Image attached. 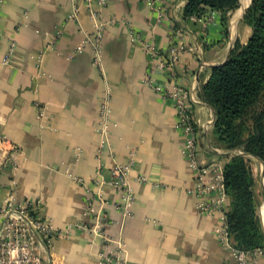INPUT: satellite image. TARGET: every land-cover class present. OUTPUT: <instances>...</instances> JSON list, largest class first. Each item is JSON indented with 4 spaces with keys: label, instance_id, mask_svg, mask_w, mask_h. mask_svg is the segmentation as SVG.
<instances>
[{
    "label": "crops",
    "instance_id": "1",
    "mask_svg": "<svg viewBox=\"0 0 264 264\" xmlns=\"http://www.w3.org/2000/svg\"><path fill=\"white\" fill-rule=\"evenodd\" d=\"M165 1L163 19L157 22L145 0H107L99 13L104 22L100 63L93 65L89 44L68 58L93 32L84 1L0 0V137L19 147L14 162L3 164L6 144L0 146V201L10 194L17 202L35 201L38 213L56 231L85 227L55 234L46 245L38 243L41 264H104L107 255L125 264H232L231 251L215 234L220 213H200L198 198L189 192L195 181L181 152L175 109L146 82L151 78L163 85L169 77L152 69L154 62L142 43L131 41L130 30L162 55H167L173 30L182 31L181 40L192 49L181 54L174 71L176 81L196 96L197 158L224 165L228 156L212 134V109L199 92L211 66L224 62L250 29L240 10L227 13L223 23L220 11L184 18L186 0ZM74 5L78 18L67 21ZM57 30L61 35L46 48ZM103 99L111 112L107 145L99 149ZM131 150L136 152L131 213L124 216L114 207L118 193L106 182L105 218L96 224L87 212L86 189L96 190L98 170L108 180L110 167L124 163ZM137 176L148 180L138 182Z\"/></svg>",
    "mask_w": 264,
    "mask_h": 264
},
{
    "label": "built area",
    "instance_id": "2",
    "mask_svg": "<svg viewBox=\"0 0 264 264\" xmlns=\"http://www.w3.org/2000/svg\"><path fill=\"white\" fill-rule=\"evenodd\" d=\"M84 1L90 18L92 20L93 32L86 34L84 38L72 49L68 58L82 51L86 44L92 48V64L99 65L101 58V40L104 22L99 19L100 11L106 6L107 0H82ZM146 5L155 13L156 21L161 22L166 9L165 0H145ZM78 18V8L74 5L67 13V21H75ZM61 35V30H57L53 39L47 42L46 48H50L52 43ZM182 31L173 30L172 43L167 55H162L155 46L144 40L140 33L130 30V39L140 42L144 46L145 53L154 62L153 70L166 73L169 77L168 82L163 85L154 84L151 78L146 82L152 84L153 89L158 92L165 100L169 101L175 109V126L180 131L183 139L182 154L188 159L192 169L195 185L189 190L198 198L197 209L202 214H213L215 211L220 213V224L215 228V234L220 244L231 251L233 264H260V258L264 257L263 248L251 250H238L231 246L225 223V209L227 207V195L224 187L223 165L217 161L202 162L197 158L198 135L196 131L195 119L192 113V105L196 101V96L192 91L181 86L176 81L174 65L178 62L181 54L192 47H186L181 40ZM14 41L10 42L8 55L12 52ZM42 51L38 53L37 63L41 61ZM8 61V58L5 59ZM37 106L39 104L36 103ZM111 109L106 99L100 103L101 120L98 123L97 132L101 135L99 149L107 145V123L109 121ZM40 114L44 115V110L40 107ZM6 144V156L4 162H14V155L19 147L9 141L6 137H0L1 144ZM218 151V149H216ZM225 151V150H224ZM79 153V151H78ZM229 156L230 152L225 151ZM134 150L129 151L124 163H115L110 169L108 180L101 177L98 170V177L94 184L96 190L86 189L88 198L87 212L92 213L96 224L101 223L105 215L102 211L107 203L103 195V185L107 182L118 193V199L113 203L116 209L122 211L124 216L130 215V208L134 202V192L130 185V173L135 164ZM100 169V168H99ZM101 170V169H100ZM138 182H146L145 176H137ZM98 202V207L94 203ZM31 206L30 202L23 205L15 204L12 194L8 195L3 202L0 201V264H41L37 255V243L43 239L49 243L55 234H67L73 228L85 229L81 224L68 225L62 231L52 228L49 221L45 218L28 216L27 211ZM94 225L91 229H97ZM104 264H125L120 258L107 255L103 260Z\"/></svg>",
    "mask_w": 264,
    "mask_h": 264
},
{
    "label": "trees",
    "instance_id": "3",
    "mask_svg": "<svg viewBox=\"0 0 264 264\" xmlns=\"http://www.w3.org/2000/svg\"><path fill=\"white\" fill-rule=\"evenodd\" d=\"M240 0H186L184 18H200L208 10L226 13ZM250 29L244 42L236 40L227 59L210 68L200 99L212 109V134L230 152L223 165L227 195L225 223L231 246L264 249L254 176L245 154L264 164V0H251L243 16ZM260 108V109H259Z\"/></svg>",
    "mask_w": 264,
    "mask_h": 264
},
{
    "label": "rangeland",
    "instance_id": "4",
    "mask_svg": "<svg viewBox=\"0 0 264 264\" xmlns=\"http://www.w3.org/2000/svg\"><path fill=\"white\" fill-rule=\"evenodd\" d=\"M246 1L247 0H240L238 6L235 7L234 9L228 11L227 13H231V12H234L236 10H240L239 14L243 18L244 14H245V11L248 8L251 0H249V2L246 5V7H244L241 10L242 5ZM227 13H226V18H227ZM263 125H264V122H263ZM245 156H246V159H247V162H248L250 168L252 169V173H253V176H254V180H255L254 192H255L256 199L259 202V204H258V209H259V206L264 201V164H263V162L260 159H258L256 157L250 156L248 154H245ZM14 202H15V204H20V205H23L26 202H30L31 206L28 208V211H27L28 216H30L32 218H35V217L44 218L38 213L37 203L35 201L24 199L22 201L17 202V201H15V198H14ZM262 206L260 207L261 211H262ZM262 219H263V217H262ZM261 224H262V222H261ZM39 243H42L43 245H46V241L44 239L41 242H39ZM37 245H38V243H37ZM232 264H233V256H232Z\"/></svg>",
    "mask_w": 264,
    "mask_h": 264
},
{
    "label": "water",
    "instance_id": "5",
    "mask_svg": "<svg viewBox=\"0 0 264 264\" xmlns=\"http://www.w3.org/2000/svg\"><path fill=\"white\" fill-rule=\"evenodd\" d=\"M264 204V201L262 202V204L259 206V209H258V214H259V217H260V221L263 222L262 220V212L260 210V207Z\"/></svg>",
    "mask_w": 264,
    "mask_h": 264
},
{
    "label": "bare ground",
    "instance_id": "6",
    "mask_svg": "<svg viewBox=\"0 0 264 264\" xmlns=\"http://www.w3.org/2000/svg\"><path fill=\"white\" fill-rule=\"evenodd\" d=\"M262 217H263V222H262V227H263V230H264V204L262 206Z\"/></svg>",
    "mask_w": 264,
    "mask_h": 264
}]
</instances>
